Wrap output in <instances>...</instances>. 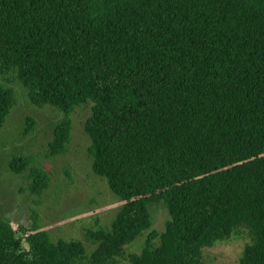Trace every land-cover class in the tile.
<instances>
[{
  "label": "trees",
  "instance_id": "trees-1",
  "mask_svg": "<svg viewBox=\"0 0 264 264\" xmlns=\"http://www.w3.org/2000/svg\"><path fill=\"white\" fill-rule=\"evenodd\" d=\"M11 73L36 108L92 104L93 171L123 205L111 233H87L90 258L0 217V264H205L244 226L240 264H264V0H0V74ZM17 106L0 87V131ZM71 132L55 130L53 156ZM9 168L30 196L47 178L26 156ZM154 204L170 216L163 234Z\"/></svg>",
  "mask_w": 264,
  "mask_h": 264
},
{
  "label": "rangeland",
  "instance_id": "rangeland-1",
  "mask_svg": "<svg viewBox=\"0 0 264 264\" xmlns=\"http://www.w3.org/2000/svg\"><path fill=\"white\" fill-rule=\"evenodd\" d=\"M0 87L14 89L18 106L13 109L5 128L0 131V149L10 144L11 156L31 158L33 166L42 169L47 178L34 196L22 193L26 182L17 176L5 180L0 177V215L11 197L18 192L17 215H10L15 230L21 229L33 235L48 231L52 241L80 242L90 258L99 244L88 241V232L103 229L111 233L116 215L123 205L110 190L107 181L93 171V159L89 154L91 139L86 133V123L92 115V104L83 105L70 115L53 107L36 108L27 91L18 81L17 73L0 74ZM29 120V124L28 121ZM71 125V141L64 155L53 156L51 145L58 127ZM14 133V135H13ZM14 136V139H13ZM1 176V174H0ZM10 204V205H9ZM152 230L163 234L170 216L164 204L150 205ZM150 231L143 233L125 253L140 254ZM248 227L236 230L232 238L204 250L205 264H240L244 250L252 241ZM159 246V241H156ZM125 264H130L125 260Z\"/></svg>",
  "mask_w": 264,
  "mask_h": 264
},
{
  "label": "crops",
  "instance_id": "crops-1",
  "mask_svg": "<svg viewBox=\"0 0 264 264\" xmlns=\"http://www.w3.org/2000/svg\"><path fill=\"white\" fill-rule=\"evenodd\" d=\"M11 115V114H10ZM10 115L7 119V121L9 120L10 118ZM7 124V123H6ZM6 126V125H5ZM5 128V127H4ZM14 135V133H13ZM13 139H14V136H13ZM12 146V145H11ZM10 144H7L5 147L1 148L0 149V174L3 178V174L5 175V180L7 181V179L11 178L12 176H15L13 174V172L10 170L9 168V158L11 156V151H10V148H11ZM22 187L19 188V191L21 192L22 190L25 191L26 188H23L21 189ZM18 191V192H19ZM18 192H16L15 194L12 195L11 197V207H6L4 209V211H2L3 215H0L1 218L5 219L6 221L10 222V224L12 225L13 229L15 230V227H14V224H13V221L10 217V215H13V216H16L17 215V209L19 208V200H17L15 197H19L20 195H18ZM26 193V192H24ZM36 194V193H35ZM34 194V195H35ZM33 195V196H34ZM10 205V204H9ZM20 230H24L22 227ZM17 231V230H15ZM25 231V230H24ZM19 232V230L17 231ZM26 232V231H25ZM23 236H24V233L22 232ZM28 234V233H27ZM36 234V233H35ZM30 235V234H29Z\"/></svg>",
  "mask_w": 264,
  "mask_h": 264
}]
</instances>
